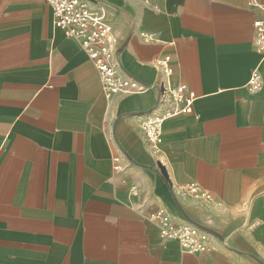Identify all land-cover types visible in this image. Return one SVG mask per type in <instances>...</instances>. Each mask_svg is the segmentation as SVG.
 I'll use <instances>...</instances> for the list:
<instances>
[{"label":"crops","instance_id":"0c3cea01","mask_svg":"<svg viewBox=\"0 0 264 264\" xmlns=\"http://www.w3.org/2000/svg\"><path fill=\"white\" fill-rule=\"evenodd\" d=\"M88 1L106 6L119 72L147 89L106 97L45 0H0V264H264V0ZM162 81L196 97L154 152L142 122L172 107ZM158 210L216 234L190 252L160 236Z\"/></svg>","mask_w":264,"mask_h":264},{"label":"built area","instance_id":"2783aa9c","mask_svg":"<svg viewBox=\"0 0 264 264\" xmlns=\"http://www.w3.org/2000/svg\"><path fill=\"white\" fill-rule=\"evenodd\" d=\"M52 9V23L56 28L63 30L67 38L75 41L91 60L96 68L103 94L108 97L114 93L132 94L147 89L145 84L128 76L122 75L117 47L118 40L113 34L112 25L108 18L104 4L91 5L88 0H45ZM251 3H254L251 0ZM254 45L264 55V19L253 22ZM146 37V34H142ZM170 56L157 58L154 66L168 77L172 73ZM263 80L257 69H252L247 81V90L255 94L262 89ZM195 94L186 84L158 85V100L168 99L172 107L163 109L159 114H151L142 122V130L148 147L154 152L160 150L162 142V125L165 120L191 111ZM113 158V168L116 169ZM182 189L205 200H212V195L201 188L197 183L190 182ZM149 219L157 224L162 238L176 241L183 249L190 252L204 251L208 247L209 233L198 226L176 224L171 221L168 214L158 210L150 214Z\"/></svg>","mask_w":264,"mask_h":264},{"label":"water","instance_id":"95a60500","mask_svg":"<svg viewBox=\"0 0 264 264\" xmlns=\"http://www.w3.org/2000/svg\"><path fill=\"white\" fill-rule=\"evenodd\" d=\"M157 165H158V168H159L161 174L164 176V178H166V172H165L164 167H163L161 164H159V163H158ZM194 225H196V226H198L199 228H201V229L207 231L208 233L216 234L213 230H210V229H208V228L202 227V226H200V225H198V224H195V223H194Z\"/></svg>","mask_w":264,"mask_h":264}]
</instances>
